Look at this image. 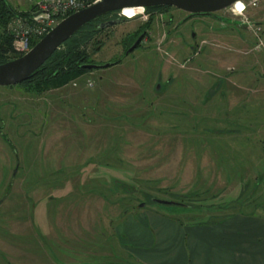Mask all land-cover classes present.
Returning a JSON list of instances; mask_svg holds the SVG:
<instances>
[{"label": "rangeland", "instance_id": "1", "mask_svg": "<svg viewBox=\"0 0 264 264\" xmlns=\"http://www.w3.org/2000/svg\"><path fill=\"white\" fill-rule=\"evenodd\" d=\"M36 1L7 0L23 15ZM187 14L114 12L82 48L118 63L40 91L0 86V264H51L52 232L67 243L70 228L96 248L130 211L209 221L264 206V31L244 23L264 22V3Z\"/></svg>", "mask_w": 264, "mask_h": 264}, {"label": "crops", "instance_id": "2", "mask_svg": "<svg viewBox=\"0 0 264 264\" xmlns=\"http://www.w3.org/2000/svg\"><path fill=\"white\" fill-rule=\"evenodd\" d=\"M257 208L209 221L197 214L130 211L116 221L113 235L96 236V248L86 237L89 228L79 238L70 228L67 243L52 230L51 264H264V206Z\"/></svg>", "mask_w": 264, "mask_h": 264}, {"label": "water", "instance_id": "3", "mask_svg": "<svg viewBox=\"0 0 264 264\" xmlns=\"http://www.w3.org/2000/svg\"><path fill=\"white\" fill-rule=\"evenodd\" d=\"M237 0H100L89 7L73 12L63 18L56 26L39 39L28 52L0 63V86H12L21 84L29 79L35 71L51 56L53 52L76 34L84 25L94 19L99 18L109 12H120L127 7H140L145 11L146 8H159L164 6L175 7L184 12L187 16L183 21L193 17L211 16L212 13L229 7ZM119 19H108L96 24V30H103L109 26L115 25ZM144 33H141L135 41L127 48L125 54H129L137 48L141 42ZM118 61L105 63L87 62L81 64V68L92 70L110 67ZM159 88V86H158ZM16 164L13 176L17 171ZM0 199V203L3 201ZM152 202L164 205H181L173 200L151 198ZM145 203L139 206L143 207Z\"/></svg>", "mask_w": 264, "mask_h": 264}, {"label": "trees", "instance_id": "4", "mask_svg": "<svg viewBox=\"0 0 264 264\" xmlns=\"http://www.w3.org/2000/svg\"><path fill=\"white\" fill-rule=\"evenodd\" d=\"M161 8L162 7L146 8L145 12ZM128 10L143 11V9ZM112 13L114 12L102 15L84 25L76 34L66 40L59 49L53 52L29 79L25 80L20 85H30L32 88L40 91L49 87H57L67 82L69 79L76 77L81 72L88 71V69L80 67L81 64L90 62L82 46L88 43L95 34L101 31L95 29L96 24L100 22L99 20ZM15 15H17V13L9 5L7 0H0V63L8 61L10 58H16L12 45L13 37L10 33L6 32L5 29L7 21ZM151 198L153 197H150L149 201H151Z\"/></svg>", "mask_w": 264, "mask_h": 264}, {"label": "built area", "instance_id": "5", "mask_svg": "<svg viewBox=\"0 0 264 264\" xmlns=\"http://www.w3.org/2000/svg\"><path fill=\"white\" fill-rule=\"evenodd\" d=\"M98 1L100 0L36 1L30 9L29 14H17L12 17L9 31L13 37L12 45L15 53L18 56L25 54L63 18ZM262 3H264V0H237L225 9L230 10L234 15L238 16L243 15V12L248 9L258 8ZM244 23L247 24L248 31L254 33L255 36L262 35L264 22H257L247 18V20H244Z\"/></svg>", "mask_w": 264, "mask_h": 264}, {"label": "bare ground", "instance_id": "6", "mask_svg": "<svg viewBox=\"0 0 264 264\" xmlns=\"http://www.w3.org/2000/svg\"><path fill=\"white\" fill-rule=\"evenodd\" d=\"M126 9H141V8H140V7H127V8H123V10H126ZM123 10H122V11H123ZM121 13H122V12H121ZM121 13H120V14H121Z\"/></svg>", "mask_w": 264, "mask_h": 264}]
</instances>
